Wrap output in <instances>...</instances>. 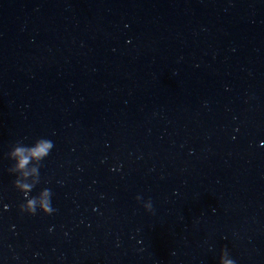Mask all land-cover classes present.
I'll use <instances>...</instances> for the list:
<instances>
[{"label":"clouds","instance_id":"clouds-1","mask_svg":"<svg viewBox=\"0 0 264 264\" xmlns=\"http://www.w3.org/2000/svg\"><path fill=\"white\" fill-rule=\"evenodd\" d=\"M54 147L53 142L45 138H39L31 145H25L22 142H16L10 152L8 158L14 163L8 169L12 174L16 175L13 186L23 194L25 202L19 205L22 213L35 215L37 209L46 215H51L54 209L51 207V190L42 189L36 196L30 193L40 183V172L43 161ZM29 177L34 179L29 180ZM141 199L139 196L137 200ZM144 208L148 212L153 211L151 200L144 204ZM219 264H235L230 258L228 250L225 248L221 251Z\"/></svg>","mask_w":264,"mask_h":264}]
</instances>
